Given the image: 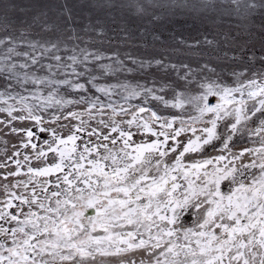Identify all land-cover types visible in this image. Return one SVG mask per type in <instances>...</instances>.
Here are the masks:
<instances>
[{"label": "snow or ice", "instance_id": "snow-or-ice-1", "mask_svg": "<svg viewBox=\"0 0 264 264\" xmlns=\"http://www.w3.org/2000/svg\"><path fill=\"white\" fill-rule=\"evenodd\" d=\"M257 187L264 0H0V264H264Z\"/></svg>", "mask_w": 264, "mask_h": 264}, {"label": "rangeland", "instance_id": "rangeland-1", "mask_svg": "<svg viewBox=\"0 0 264 264\" xmlns=\"http://www.w3.org/2000/svg\"><path fill=\"white\" fill-rule=\"evenodd\" d=\"M146 2V0H145ZM154 3L156 4H162V5H166V4H176V5H180L183 4L185 2L187 3H193L195 2V0H153ZM159 11L163 12V9H159ZM177 11V15L172 17L173 22H167V23H163V24H159V25H155V29L162 31L165 33V44L161 45V47H165V48H181L182 46L178 45L173 39H171L170 37H168L167 33L175 31V34L177 36H184L186 39H198L199 37L196 35L197 29L194 27H188L186 22L183 21L182 19H184V17L182 15H180L179 10ZM146 23V21H144ZM135 35V34H134ZM140 38H137L136 40H133L131 43H137L139 42ZM119 42V35L117 34L115 39L113 40V43L116 44ZM149 44L152 43V41L149 39L147 41ZM125 48H127L129 46L128 42H125ZM123 50V49H122ZM132 51L138 52L139 49L137 48H132ZM192 50H188V49H183V52L185 53V55H180L176 58L178 59H188L189 58V53ZM202 51H204L202 49ZM210 52H205V55H209ZM255 171V170H253ZM237 197L241 200H244L245 198H247L248 201H252L253 198L255 199H264V191H262L260 189V187H257L255 189V191L252 192V195L249 196V190H244L241 191L239 193L236 194Z\"/></svg>", "mask_w": 264, "mask_h": 264}]
</instances>
